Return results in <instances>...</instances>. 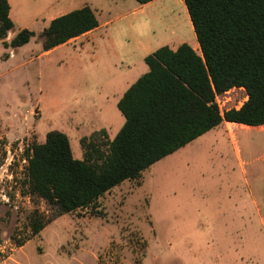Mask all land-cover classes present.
Listing matches in <instances>:
<instances>
[{
	"label": "rangeland",
	"instance_id": "rangeland-1",
	"mask_svg": "<svg viewBox=\"0 0 264 264\" xmlns=\"http://www.w3.org/2000/svg\"><path fill=\"white\" fill-rule=\"evenodd\" d=\"M132 2L11 0L13 31L36 34L18 49L0 42V142L6 152L0 156V264H264V125L217 126L107 192L96 208L57 215L45 200L25 194L27 148L56 129L70 137L74 156L84 158L81 139L102 129L113 139L125 122L119 99L149 71L145 60L95 59L90 45L81 64L72 46L45 52L40 32L52 10L89 3L113 26L136 24L144 36L154 30V47L199 44L191 27L189 35L176 33L182 7L167 2L140 10ZM224 96L223 112L247 100L238 88ZM34 209L49 223L19 245L31 233L27 215Z\"/></svg>",
	"mask_w": 264,
	"mask_h": 264
},
{
	"label": "trees",
	"instance_id": "trees-1",
	"mask_svg": "<svg viewBox=\"0 0 264 264\" xmlns=\"http://www.w3.org/2000/svg\"><path fill=\"white\" fill-rule=\"evenodd\" d=\"M144 4L152 0H137ZM200 52L184 42L168 45L145 57L149 71L118 101L125 122L113 139L106 130L81 139L84 158H76L69 136L46 133L44 142L26 149L25 194L45 200L57 215L97 207L98 200L126 180L186 146L224 121L264 125V0H184ZM9 0H0V40L5 46L28 44L35 32L14 29ZM99 25L89 5L51 20L40 33L48 51ZM244 87L247 100L221 112L216 95ZM6 152L0 142V156ZM29 237L49 219L34 209L27 215Z\"/></svg>",
	"mask_w": 264,
	"mask_h": 264
},
{
	"label": "crops",
	"instance_id": "crops-1",
	"mask_svg": "<svg viewBox=\"0 0 264 264\" xmlns=\"http://www.w3.org/2000/svg\"><path fill=\"white\" fill-rule=\"evenodd\" d=\"M135 1L136 2H132V3H135V7L140 9V10L148 9L149 7L153 8L155 6H158L161 3L166 4L167 2H169V3L173 2L174 6L176 5V7H178V6L182 7L184 15L180 18V21H179V24H180L179 28L180 29L176 33L184 32V34H185V32H187V30H189V28L191 27L193 34L196 37L195 31L193 28V24H192L191 18L189 16L186 4H184L185 2L183 3L184 0H182V2L180 0H152V1H150L148 3H144V4L138 2L137 0H135ZM9 3L11 6V0H9ZM87 5H89L93 9V11L95 12L97 19H98V22H99V25L96 28H94V29H92L86 33H84L78 37L72 38L68 42L60 44V45H58V46H56V47H54L48 51H45V52L50 54V53L55 52L56 50H59V49H62V48L68 47V46H72L74 48H77L76 50H73L72 54H73V56H75V60L77 61V63L81 64L80 63V61L82 62V60L80 58L81 54L90 45V48L96 52V54L93 55V57L95 59L96 58H107V57L111 58L114 56V58H123L124 60L129 59L130 63H132V62L135 63L136 61L145 60V57L148 54L152 53L157 48H159V47L153 46V42H154V38H155V34H154L155 31L154 30H151L150 36H144V34L140 33L138 25H136V24H132L131 26H128V25L125 26L124 24H120L118 26H113L110 20L109 21H101L98 18L96 7H94L92 4L90 5L89 3H87ZM72 10L73 9H71V8H67V6H60L57 9L55 8L54 10H52L50 12V17L48 19L43 20V29L49 25V23L51 22L52 19H54L60 15H63L67 12H70ZM10 17L15 24L12 6L10 9ZM14 28H15V25H14ZM21 29H23V28H20L19 30H21ZM17 32L13 31V36ZM118 34L120 35L119 37H120L121 42H122L121 48L118 45V41L116 39ZM187 34L189 35V33H186L185 35H187ZM13 36H12V38H13ZM7 39H9V38H7ZM196 40H197V37H196ZM0 42L2 43L3 40H0ZM164 42H165L164 45H168L172 49L175 50L178 48V46L180 44H182L186 41L180 40L177 44H173V45L169 44L168 41H164ZM78 45H79V47H77ZM41 46H42V42H41ZM161 46H163V45H161ZM198 46H199V44H196L192 47L194 49H196ZM14 48L18 49V47H14ZM100 53L103 54V57L102 56L100 57ZM92 54H93V51H92ZM9 59L10 58H8L7 60H9ZM130 63L127 61L125 68H130L131 67ZM140 76L141 75H139L137 77V79ZM131 85H129V87ZM228 124L232 130H233V126H235V125H237L236 127H240V128L242 126V124L234 123V122H228V121H224L221 125H225L226 128L228 129V126H227ZM228 132L231 136L232 135L231 132L229 130H228ZM233 135H234V133H233ZM71 146H72V144H71Z\"/></svg>",
	"mask_w": 264,
	"mask_h": 264
},
{
	"label": "built area",
	"instance_id": "built-area-1",
	"mask_svg": "<svg viewBox=\"0 0 264 264\" xmlns=\"http://www.w3.org/2000/svg\"><path fill=\"white\" fill-rule=\"evenodd\" d=\"M237 88L245 91L244 87H234V88H232V89H237ZM232 89H230V90L224 92L223 94H221L222 97H223V95H225L224 97H226V95H228ZM221 95H216V102H217V104H218V106H219L221 112L223 113V108L220 106V98H221ZM225 99H226V98H225ZM222 102H225V100L222 99ZM238 108H239V107H238Z\"/></svg>",
	"mask_w": 264,
	"mask_h": 264
},
{
	"label": "bare ground",
	"instance_id": "bare-ground-1",
	"mask_svg": "<svg viewBox=\"0 0 264 264\" xmlns=\"http://www.w3.org/2000/svg\"><path fill=\"white\" fill-rule=\"evenodd\" d=\"M242 126H243L244 128H250V127H252V126L244 125V124H242Z\"/></svg>",
	"mask_w": 264,
	"mask_h": 264
}]
</instances>
